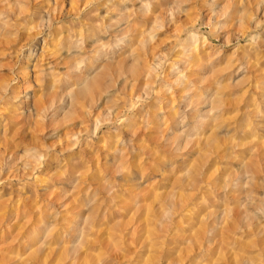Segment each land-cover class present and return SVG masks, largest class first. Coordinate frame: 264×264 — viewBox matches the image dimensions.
Instances as JSON below:
<instances>
[{
  "label": "clouds",
  "instance_id": "obj_1",
  "mask_svg": "<svg viewBox=\"0 0 264 264\" xmlns=\"http://www.w3.org/2000/svg\"><path fill=\"white\" fill-rule=\"evenodd\" d=\"M62 3L0 0V264H264V0Z\"/></svg>",
  "mask_w": 264,
  "mask_h": 264
},
{
  "label": "rangeland",
  "instance_id": "obj_2",
  "mask_svg": "<svg viewBox=\"0 0 264 264\" xmlns=\"http://www.w3.org/2000/svg\"><path fill=\"white\" fill-rule=\"evenodd\" d=\"M56 3L59 4L62 8V10H67L71 7L70 3H62V0H56ZM22 135L21 130H17L15 133V138L19 139ZM15 147V144L12 145ZM97 160L99 161V156L97 157ZM160 194L156 193L153 197V200L151 203L147 205V208L143 214V218L138 221L137 216L135 215H126L123 211H121L120 214L126 215L125 222L122 223L121 226H118L115 229H109L106 233H101V235H114L117 233H126L128 235V243L129 246L134 251L142 250L144 240L140 239L142 235L145 236V239L150 237L151 235V224L152 219L155 214V206L157 202L159 201ZM121 210L127 209L126 200H122L121 202ZM33 200H24L20 198L18 195L13 196L9 198L8 200L0 202V224L7 225L11 219H16V224L14 225L12 231L17 233L19 236H23L26 234L27 231L30 230V226L35 223V221L38 218L39 215V209L35 208L36 215L30 216L28 218L27 223L23 220V214L24 212L31 211L34 209ZM75 206H70V212H75ZM111 222V215L108 217L106 223ZM185 221L181 220V226L183 225ZM7 233H5L6 235ZM99 239L97 240V243H99ZM172 241H165V247L160 249V252L162 254L167 255L169 252H171L172 249ZM191 256V252L185 251L178 255V259L181 261V264H190L189 258ZM123 261V264H128V261L126 258H121ZM38 264H64L62 257H57L55 251H52L49 253V255L42 260L38 262ZM86 264H92L91 260H88ZM225 264H227V261L225 260Z\"/></svg>",
  "mask_w": 264,
  "mask_h": 264
}]
</instances>
